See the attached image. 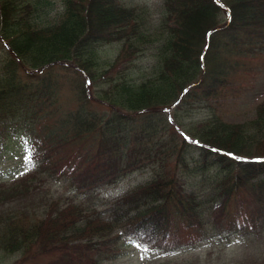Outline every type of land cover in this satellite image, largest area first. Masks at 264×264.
Instances as JSON below:
<instances>
[{"label":"trees","instance_id":"obj_1","mask_svg":"<svg viewBox=\"0 0 264 264\" xmlns=\"http://www.w3.org/2000/svg\"><path fill=\"white\" fill-rule=\"evenodd\" d=\"M54 6L0 0V146L20 136L29 152L43 145L41 166L63 164L77 190L136 168L149 174L96 202L52 195L38 212L0 213V250L17 253L9 264L42 256L44 264H100L124 244L168 253L262 233L264 98L248 119L211 113L186 130L170 109L226 93L241 57L264 47V0H163L156 25L144 5L125 0H60L51 14ZM114 42L115 55L103 58ZM143 54L155 62L138 79L128 68ZM67 83L79 105L64 110ZM90 137L100 144L92 156L80 147ZM29 176L38 177L0 182L9 190L0 197L33 189Z\"/></svg>","mask_w":264,"mask_h":264},{"label":"rangeland","instance_id":"obj_2","mask_svg":"<svg viewBox=\"0 0 264 264\" xmlns=\"http://www.w3.org/2000/svg\"><path fill=\"white\" fill-rule=\"evenodd\" d=\"M162 1L125 0L127 3L144 5L149 12L148 19L152 25L158 23L163 12ZM50 4L55 5L51 14L59 10L60 0H50ZM118 48L119 43L114 42L104 46L100 53L103 58L110 59ZM154 62L155 59L151 55H140L129 66L128 72L132 71L131 76L140 79L150 72ZM228 86L224 95L217 94L203 101H193L191 106L187 105L177 112L175 109H170L172 113L174 112V116L171 115L173 124H178L180 128L186 130L191 124L211 113L229 122L243 121L253 116L256 103L264 98V47L247 52L241 57V65L235 67ZM72 89L74 90L75 87L67 83L66 88L61 91L59 103L64 110L79 105ZM86 107L97 112L104 109L93 101L86 102ZM32 139L38 142L35 138L32 137ZM5 141L6 143L0 146V182L6 183L29 172H35L38 177H28L29 183L35 182L33 189L29 188L28 191H24L23 187L17 185L18 197H13L10 201L0 197V207L4 205L0 213L3 214L29 211L28 209L38 212L52 195L60 197L62 202H67L72 199L71 197L83 200L88 198L89 203L96 202L100 197L122 193L131 185L147 178L149 174L146 168H136L124 174L118 173L110 183L97 184L89 188L81 187V190H77L75 172L68 171L61 163L52 165L53 170L41 166L43 145L37 148V151L29 152L31 147L28 148V137L25 139L22 136L13 137ZM77 144H64V148L56 154H63ZM99 145V138L90 137L83 141L80 147L92 156ZM89 161L83 166L77 165L83 168L89 164ZM6 191H9L7 187L0 188V193ZM16 256L17 253L8 254L0 250V264H9L16 259ZM44 262L45 257L42 256L20 264H44ZM100 264H264V231L258 235L234 237L229 241L211 238L168 253L142 249L135 244H124L116 258Z\"/></svg>","mask_w":264,"mask_h":264}]
</instances>
